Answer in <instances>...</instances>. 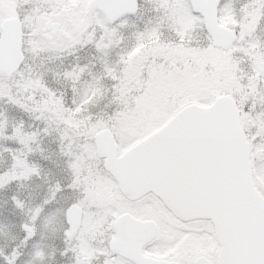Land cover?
<instances>
[{"label":"snow or ice","instance_id":"obj_1","mask_svg":"<svg viewBox=\"0 0 264 264\" xmlns=\"http://www.w3.org/2000/svg\"><path fill=\"white\" fill-rule=\"evenodd\" d=\"M0 264H264V0H0Z\"/></svg>","mask_w":264,"mask_h":264}]
</instances>
